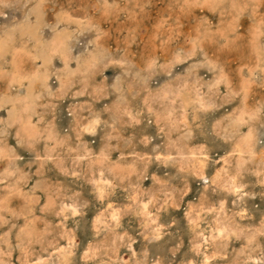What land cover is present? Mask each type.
<instances>
[{"label": "clouds", "instance_id": "obj_1", "mask_svg": "<svg viewBox=\"0 0 264 264\" xmlns=\"http://www.w3.org/2000/svg\"><path fill=\"white\" fill-rule=\"evenodd\" d=\"M45 3L46 0H22L27 9L22 24L26 26L33 15L38 20ZM87 3L93 17L84 28L57 18L52 29H58V34L80 35L82 31L93 34L79 45L86 55L73 57L76 67L68 69L72 61L64 64L71 77L67 85L57 89L55 97L47 87L25 95L0 93V186L6 190L35 177L29 215L32 207L41 203L34 193L44 195L43 205L37 208L41 216L34 217L43 225L40 234H24V229H20L15 234V244L10 237L16 225L4 218L8 211L0 206V264H36L32 257L26 258V248L37 243L51 248L52 239L71 236L70 231H63L64 221L81 217L89 201H80V192L69 189L66 181L90 185L92 196L102 209L93 223L96 253H85L81 260L73 259L76 252L69 238L65 247L48 258L47 264H81L83 260L87 264H171L150 256L147 248L142 253L132 251L135 241L123 230L120 218L134 208L135 215L145 218L141 227L147 234L143 239L149 243L159 241L161 229L172 227L176 221L158 225L152 214L181 207L185 197L190 201L185 218L194 230H199L208 216L212 243L234 238L246 241V246L254 250L256 238L264 237V211L259 212L257 221L255 210L248 208L246 199L254 198L255 193L245 191L248 185L240 182L241 170L259 156L261 169L255 174L260 177L257 184L264 198V142L259 144L258 152H253L252 128L247 133L241 130V125L248 122L245 106L249 97L238 79L248 69V81L264 93V0H87ZM153 3L161 6L154 20L157 27L144 35L158 51L133 59L127 54L129 42L140 37V22ZM120 16L125 17L124 27L107 34L101 25ZM241 18L248 19L247 29H241ZM11 39V35L0 39V62H7L13 55ZM226 51L241 57L239 70L226 71L230 67L222 59ZM109 67L119 69L115 80L111 73L104 77ZM202 69L211 72L212 77L200 76ZM149 71L160 73L155 84L147 75ZM60 94L72 101L68 111L71 124L62 135L45 118V110L53 99L61 98ZM257 103L264 108V94ZM232 105L236 107L229 111ZM213 112L221 118L210 121L212 134L233 145L220 160L209 157L204 145L189 146L195 134L207 131L201 114ZM144 120L155 124L154 137L124 135L125 128L140 125ZM9 137L15 140V147L9 146ZM137 145L142 146L139 151ZM21 151L32 153L23 167L17 154ZM48 165L61 179L47 181ZM153 166L162 174L151 171ZM169 169L173 171L169 173ZM145 181H150L148 189L143 187ZM117 189L127 193V203L119 209L110 200ZM193 190L199 193L195 202L189 196ZM209 194L216 197L212 204L207 203ZM57 219L59 223L55 222ZM120 248L127 249V260L112 258ZM179 248L177 244L173 255ZM14 251L20 253L17 260L11 259ZM184 264L199 262L185 260ZM220 264L228 262L221 258ZM258 264H264V260Z\"/></svg>", "mask_w": 264, "mask_h": 264}, {"label": "rangeland", "instance_id": "obj_2", "mask_svg": "<svg viewBox=\"0 0 264 264\" xmlns=\"http://www.w3.org/2000/svg\"><path fill=\"white\" fill-rule=\"evenodd\" d=\"M160 7L159 4L153 3L146 10V15L139 26L140 37L129 42L127 54L131 58L139 59L149 51H158V49L151 47L144 33L157 27L154 24V20ZM26 12L27 9L23 7L22 0H3V3L0 4V13H3V16H0V39L11 35L10 44L13 52V55L7 58V62H0V93L12 91L14 94L18 92L21 95H25L30 91L34 93L37 89L47 87L49 92L55 97L57 89L66 86L71 78L68 70L64 68V64L72 61L68 63V69L76 67L73 57L81 56L83 58L82 54L86 55L84 49L79 47V45L91 39L93 34L88 31H82L80 35L70 34V32L58 34L59 30L53 31V26L56 24L57 18H59L67 23L75 22L80 24L81 28H84L88 25L89 18L93 17V12L89 11L87 0H46L45 5L40 9L39 19L37 20L33 15L25 26L22 21ZM208 15L209 19H211V14L209 13ZM212 22L216 23V21ZM124 23V16L113 17L101 27L105 29L107 34L111 35L113 31L119 32L124 27ZM239 23L242 30L247 29L249 26L247 18H241ZM108 42L112 44V40ZM222 59L230 66L226 68V71L239 70L241 57L235 53L226 51L223 53ZM247 71L248 69H244V72L241 73V78L238 79V83L246 88L249 97L245 106L247 113L245 119L248 122L241 125V130L247 133L249 127L252 128V142L254 144L252 151L258 152L259 144L264 142V127H261L264 124V108L257 101L261 99V95L264 93L256 84H251L248 81ZM110 73L113 80H115V77L119 75V69L109 67L104 71V77L106 78ZM147 75L151 78V83L155 84L160 73L149 71ZM199 75L210 79L213 74L207 69H202L199 70ZM106 82L110 81L106 80ZM66 90L65 87L64 91ZM60 95L61 98L53 99L52 104L45 110V118L51 122L55 132L62 135L64 130L71 124V117L68 116V111L72 101L70 97L63 94ZM100 103L102 104V102ZM132 107L135 108V105H132ZM233 107H236V105L230 106L229 111ZM257 109H260V111H257ZM5 115H7L6 112ZM220 118L215 112L201 114V120L207 131L195 134L189 145L192 148L204 145L207 155L218 160L231 151L233 147L230 142L221 140L211 132L210 121ZM33 123H35V120H33ZM155 133V124H149L146 120L142 121L140 125H133L124 129L125 136L136 138L140 136L154 137ZM9 146L15 147L13 137H9ZM141 147L137 145V150L139 151ZM17 154L21 156V167L28 163L32 157V153L29 151H21ZM260 169L261 161L257 155L256 158L244 165L241 170L240 181L242 184L248 185L245 191L255 193L254 198L246 199V203L249 209L255 210L254 215L257 221L259 212L264 211V198L260 196L261 188L257 184V180L260 177L255 174ZM23 170L25 172L29 171L27 168H23ZM35 171L36 166L34 165L31 172L34 173ZM151 171L159 173L155 166H153ZM168 171L171 173L173 170L169 169ZM45 176L48 182H55L57 179H61L51 165L45 168ZM34 182L35 177L26 182H17L15 186H10L6 190L3 186H0V200L3 201L0 206L6 207L8 211L4 218L16 225V228L13 229V235L10 237L13 244L17 242L15 234L19 233L20 229H24V234L39 235L43 228L39 220L34 219V217L41 216L37 208L43 205L44 195L42 192L37 191L34 193L41 203L36 207H32V215L28 214V209L31 207L29 198L33 195L31 189ZM65 183L72 191L80 192L79 200L89 201V207L83 210L81 217H70L68 221H64L65 228L63 231L65 233L70 231V237L66 235L64 240H59L57 236L51 240L53 245L51 248L37 243L24 250L26 258L32 257L36 264H47L48 258L55 256L58 248L65 247L69 238L73 240L74 251L76 252V256L73 259L81 260L85 253L92 255L96 253L97 243L94 239L93 223L95 217L102 209L94 200L90 185L83 181L76 184L67 181ZM143 187L148 189L150 181H145ZM126 195L127 193L119 189L115 191V194L110 197L115 208L119 209L127 203L125 200ZM189 196L195 202L198 201L199 193L193 190L189 193ZM215 199V196L209 194L207 203L212 204ZM189 202V198L185 197L181 207L176 209L169 208L167 211L152 214L153 218L157 219L158 225L172 224L173 219L176 223L172 224L170 228H162L161 239L151 243L143 239V235L147 234L146 230L141 227L145 218L135 215L134 208L124 214L120 218V223L123 230L132 236L135 241L131 245L132 251L142 253L147 248L150 256L160 258L163 261H171V264H184L185 260H194L199 262V264H220L221 258L226 260L228 264H246V262L247 264H258L259 261L264 260V237L258 236L256 238L254 250L252 246H246V241L234 238H229L226 242L218 241L212 243L210 240L212 224L211 218L208 216L204 217L199 230H194L185 218L186 206ZM48 215L49 219H51L53 213L50 211ZM55 222L59 223V219ZM4 231H7V227L4 228ZM90 244L92 245L91 248H89ZM177 244L180 245V248L173 255L172 250L176 248ZM126 253L127 249L120 248L112 254V258L121 261L127 260L128 255ZM19 255V252L14 251L11 259L17 260ZM81 264H87V261L83 260Z\"/></svg>", "mask_w": 264, "mask_h": 264}, {"label": "bare ground", "instance_id": "obj_3", "mask_svg": "<svg viewBox=\"0 0 264 264\" xmlns=\"http://www.w3.org/2000/svg\"><path fill=\"white\" fill-rule=\"evenodd\" d=\"M34 91V90H33ZM249 116V115H248ZM257 160V159H256Z\"/></svg>", "mask_w": 264, "mask_h": 264}]
</instances>
